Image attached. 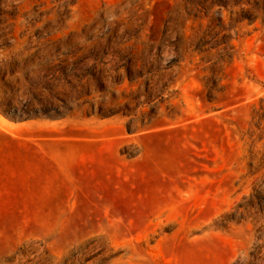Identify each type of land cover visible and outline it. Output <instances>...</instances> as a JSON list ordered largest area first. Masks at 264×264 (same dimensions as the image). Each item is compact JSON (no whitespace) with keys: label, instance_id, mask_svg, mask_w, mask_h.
<instances>
[{"label":"rangeland","instance_id":"obj_1","mask_svg":"<svg viewBox=\"0 0 264 264\" xmlns=\"http://www.w3.org/2000/svg\"><path fill=\"white\" fill-rule=\"evenodd\" d=\"M0 264H264V0H0Z\"/></svg>","mask_w":264,"mask_h":264}]
</instances>
